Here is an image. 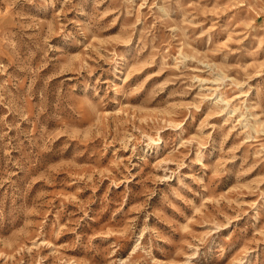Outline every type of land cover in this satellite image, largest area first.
Wrapping results in <instances>:
<instances>
[{"label": "rangeland", "instance_id": "rangeland-1", "mask_svg": "<svg viewBox=\"0 0 264 264\" xmlns=\"http://www.w3.org/2000/svg\"><path fill=\"white\" fill-rule=\"evenodd\" d=\"M0 264H264V0H0Z\"/></svg>", "mask_w": 264, "mask_h": 264}]
</instances>
